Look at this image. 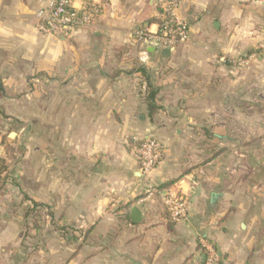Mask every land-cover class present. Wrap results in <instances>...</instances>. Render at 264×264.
<instances>
[{"label": "crops", "instance_id": "crops-1", "mask_svg": "<svg viewBox=\"0 0 264 264\" xmlns=\"http://www.w3.org/2000/svg\"><path fill=\"white\" fill-rule=\"evenodd\" d=\"M99 1L55 36L37 29L48 0H0V129L35 112L0 136V264H204L203 236L222 264H264V0H179L189 39L149 63L133 30L156 27L155 0ZM148 136L164 154L142 177L132 149Z\"/></svg>", "mask_w": 264, "mask_h": 264}, {"label": "built area", "instance_id": "built-area-1", "mask_svg": "<svg viewBox=\"0 0 264 264\" xmlns=\"http://www.w3.org/2000/svg\"><path fill=\"white\" fill-rule=\"evenodd\" d=\"M159 22L155 28L137 26L133 30V37L139 46V60L149 63L152 51H160L166 47L173 49L189 39V25L178 13L179 0H155ZM103 5L99 0H48L45 8L37 11V29L46 35L66 36L76 28L89 25L98 14ZM264 50V44L260 45ZM241 65L247 61L240 59ZM132 153L139 162V172L142 177H148L159 164L163 154L164 145L158 139L148 136L133 146ZM157 188L148 182L145 184V193L150 196ZM165 205L173 221L179 222L187 217V202L185 198L165 194ZM200 242L204 248L205 264H222L219 252L209 243L206 237Z\"/></svg>", "mask_w": 264, "mask_h": 264}, {"label": "trees", "instance_id": "trees-1", "mask_svg": "<svg viewBox=\"0 0 264 264\" xmlns=\"http://www.w3.org/2000/svg\"><path fill=\"white\" fill-rule=\"evenodd\" d=\"M157 22H159V18L157 19ZM143 72H146L144 68H143ZM156 98H157V88L153 84H151V82L148 81L147 94L145 96V99L147 100L148 105H149L152 113L155 112L157 110V108H159L158 105L156 104ZM205 135H206V137H210L211 136L210 131L205 130ZM7 169H8V165L5 161V159L0 156V189H2L6 183L5 182L6 181L5 172L7 171ZM24 196H25L24 197L25 199H28V200L32 199L26 193ZM32 202L35 205V201L32 200ZM34 210H35L34 207L26 209V213H25L26 216H28ZM204 264H205V261H204Z\"/></svg>", "mask_w": 264, "mask_h": 264}, {"label": "rangeland", "instance_id": "rangeland-1", "mask_svg": "<svg viewBox=\"0 0 264 264\" xmlns=\"http://www.w3.org/2000/svg\"><path fill=\"white\" fill-rule=\"evenodd\" d=\"M259 48V47H258ZM33 99V101H34V98H32ZM33 108H34V106H33ZM13 115L14 116H20V117H23L24 118V120H34V118H35V112H34V109H33V111H31V112H20L19 114L17 113V112H14L13 113ZM16 117H13L12 119H11V121H10V124L9 125H6V128L5 129H0V136H1V134L4 136V138H5V140L8 142L6 145H8L10 142H9V140L11 139L10 137H9V133L11 132V131H13V132H17L18 133V135L14 138V139H16V138H20L21 136H23V132L26 130V129H24V131H22L21 132V129H22V126H21V122H20V120L18 119V118H16ZM29 130V129H28ZM29 131H33V133H34V130H29ZM2 132H4V133H2ZM21 134V135H20ZM17 141V140H16ZM31 143V142H30ZM3 151H5L9 156L14 152V151H8L7 150V147H5V148H3ZM12 157V156H11ZM12 160H14V159H12ZM11 160V161H12ZM13 162V161H12Z\"/></svg>", "mask_w": 264, "mask_h": 264}, {"label": "water", "instance_id": "water-1", "mask_svg": "<svg viewBox=\"0 0 264 264\" xmlns=\"http://www.w3.org/2000/svg\"><path fill=\"white\" fill-rule=\"evenodd\" d=\"M152 52L155 51V48H149ZM163 55L166 56H171L173 53V48L172 47H166L161 50ZM16 136V132H11L10 137L13 138ZM131 218L134 223H140L142 220V213L137 207H132L131 208Z\"/></svg>", "mask_w": 264, "mask_h": 264}]
</instances>
